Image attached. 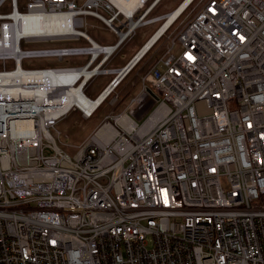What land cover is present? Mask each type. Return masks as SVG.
<instances>
[{
  "label": "built area",
  "instance_id": "2783aa9c",
  "mask_svg": "<svg viewBox=\"0 0 264 264\" xmlns=\"http://www.w3.org/2000/svg\"><path fill=\"white\" fill-rule=\"evenodd\" d=\"M6 1L2 48L8 27L35 9L69 14L62 25L75 20L76 30L69 39L25 35L19 45L89 44L0 54V75H26L17 74L20 93L0 91V264H264V0H190L151 45L172 40L143 74L140 98L108 115L73 156L52 129L73 110L91 118L122 79L95 100L88 81L111 71L102 66L140 27L161 22L151 40L186 0L157 16L161 0H28L24 10L9 0L4 10ZM87 15L117 41L95 45L80 29ZM78 55L89 58L22 66ZM69 77L75 101L44 91ZM84 93L100 99L90 111L78 105Z\"/></svg>",
  "mask_w": 264,
  "mask_h": 264
},
{
  "label": "rangeland",
  "instance_id": "374dc122",
  "mask_svg": "<svg viewBox=\"0 0 264 264\" xmlns=\"http://www.w3.org/2000/svg\"><path fill=\"white\" fill-rule=\"evenodd\" d=\"M27 1L28 0H19V7L21 10L25 9V5ZM182 1L183 0H161L159 4L152 11L151 16L166 14L174 10ZM9 9H10V4H9V0H7L4 5V10H9ZM193 13L194 11L192 10L191 15H193ZM160 24L161 22H157L154 24L142 26L140 27V34L145 33L146 35H151L160 26ZM84 27L80 29L83 30ZM103 32L105 34H109L108 31H103ZM128 41L129 40H127L123 44L127 43ZM73 42H68V43L67 42H36V43L23 42L22 47L23 49L50 48V47L61 48L64 46H71L73 45L72 44ZM168 44H172V40H166V38L164 37L160 41L157 42L155 48H158V49L160 48L161 52L159 54H162L168 49ZM177 49H179V44H177L176 50ZM118 50L116 52H118ZM119 52H120L119 57L124 56V53H123L124 51L120 50ZM175 54H177V52H175ZM67 59L68 58L66 57L64 60L67 61ZM6 63L9 69L14 67L13 60H7ZM62 65H63V61H60L55 57L29 58V59H25L22 63V66L25 68H47V67H59ZM104 66L105 64L102 66V68H104L105 70H111L112 72V69H107ZM0 68H3L1 61H0ZM118 73L119 72H117L114 78L117 77ZM99 77L100 76H96L95 80L94 78H92L87 83V85L92 84L91 87H89L88 89L86 88V93L91 98L95 97L103 87V83L100 82L101 79ZM93 80H94V83H92ZM118 87L108 97V99L98 108V110L95 112V114L91 118L87 119L81 114L80 111L73 110L66 117H64L62 120L58 122L56 126L57 130L52 129V133L54 134V136H57V131H60L62 133L61 137L58 138L59 145L65 150H67L72 156L75 154L77 147L83 143V141L89 136L91 132H93L97 127L100 126L101 122H103L108 115L112 113L119 114L127 110L133 99L140 98V95H138L132 99V96H130L129 94H125V92H122L121 90L122 86H120L119 88ZM117 96H118V100L114 102ZM67 144H70L72 146H67Z\"/></svg>",
  "mask_w": 264,
  "mask_h": 264
},
{
  "label": "bare ground",
  "instance_id": "6f19581e",
  "mask_svg": "<svg viewBox=\"0 0 264 264\" xmlns=\"http://www.w3.org/2000/svg\"><path fill=\"white\" fill-rule=\"evenodd\" d=\"M138 1H140V3L143 0H131L128 1L127 4L129 6L134 5L135 3H137ZM190 0H186L184 4H182V6L175 12H173L172 14H170V18L169 21L164 25V27L151 39V43H149L150 46L151 44L154 43V41H156V39L159 37V35L161 34V32L168 26V24L171 22L172 19H174L176 17V15L181 12V10L188 4ZM125 2V0H116V3L119 5H122L121 3ZM18 11H16V13H14L12 16L13 18L17 19L18 17ZM67 17H69V14H65V15H59V14H54V13H45V12H41L38 9H35L33 12H31L30 14H24L23 16H21V21L18 23H16V26H9L8 27V43L6 44L5 47H1L0 46V54H4L6 52H8V50L11 51V54L15 55H19L20 54V50L21 48L23 49V47L21 45H19L18 39H20L22 36H33L35 37L37 36H44L47 37V35H52L54 33H61L63 34V36L66 35L65 39L68 38L73 35V30H76V24L77 22L74 20V25L73 27H71L68 23L69 26L62 25V22H67ZM68 28V29H67ZM79 32V31H78ZM80 33V32H79ZM98 51H95V56L97 55ZM21 64V62H20ZM88 76L90 75L89 71L85 72ZM17 74H23L26 78V75L24 73H13L10 75H0L2 77H0V91L4 92V91H10L13 94H18L21 91V87L19 85V82L24 81L25 79L22 76H18ZM37 73H33V76H37ZM30 75H27V77H29ZM51 75H46V77H42V79L44 80H48ZM13 80V81H12ZM74 79L73 78H60L57 79L56 81L52 80L50 81L49 85H47V87L44 89V91H53L54 95H63L64 97H67V99L65 100L66 103H71L72 100H76V97L79 93V91L74 90L73 89V84ZM72 88V90L70 89ZM51 95V92H49ZM108 94V92H105V94ZM7 94V93H6ZM103 95V96H104ZM80 99V98H79ZM78 99V100H79ZM82 100L78 102V105L83 108L86 109L87 111H90L91 109L94 108V106L100 101H91L88 100V96L84 93V95H82Z\"/></svg>",
  "mask_w": 264,
  "mask_h": 264
},
{
  "label": "crops",
  "instance_id": "0c3cea01",
  "mask_svg": "<svg viewBox=\"0 0 264 264\" xmlns=\"http://www.w3.org/2000/svg\"><path fill=\"white\" fill-rule=\"evenodd\" d=\"M85 22L86 24L83 30L96 44L112 45L117 41V35L110 29L106 28L104 23L98 18L87 15L85 17ZM103 31H108L109 34H105ZM152 34H140L139 28L137 33L127 43L123 44L114 56L107 60L104 67L107 69H112V72L110 71L109 73L98 75L101 79L100 82L103 83V87L100 92L103 91L107 87V85L114 79L117 72L122 70L146 45ZM72 44L85 46L89 44V42L87 41V39L82 38L78 41H74ZM155 47L156 45L152 46L148 51H146L145 54L134 64L131 70L122 78L119 87L122 86V92H125V94H129L130 96H132V99L140 95L141 91L143 90V84L141 80L143 74L152 66L155 61L158 60V58H161L163 56L162 54H164H159L161 52V49ZM120 50L124 51V56L119 57ZM67 58V61L63 60L62 66L83 65L87 62L89 55L69 56ZM95 79L96 78H94V80ZM94 80L92 83H94ZM91 85L92 84L88 85L87 89L91 87ZM100 92L92 98H96L100 94Z\"/></svg>",
  "mask_w": 264,
  "mask_h": 264
},
{
  "label": "water",
  "instance_id": "95a60500",
  "mask_svg": "<svg viewBox=\"0 0 264 264\" xmlns=\"http://www.w3.org/2000/svg\"><path fill=\"white\" fill-rule=\"evenodd\" d=\"M149 43H151V40H149L146 45L137 53V55L130 61V63L122 70L119 71L117 77L115 80L119 81L123 78V76L127 73V71L138 61L139 58H141L144 53L151 47L150 46H147L149 45ZM95 45H97L95 42H94ZM149 92L152 93L157 99H159L158 95L156 93H154L151 88H148Z\"/></svg>",
  "mask_w": 264,
  "mask_h": 264
}]
</instances>
